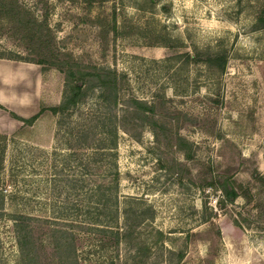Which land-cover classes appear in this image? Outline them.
Instances as JSON below:
<instances>
[{
  "label": "rangeland",
  "instance_id": "1",
  "mask_svg": "<svg viewBox=\"0 0 264 264\" xmlns=\"http://www.w3.org/2000/svg\"><path fill=\"white\" fill-rule=\"evenodd\" d=\"M18 2L46 18L58 65L37 62L0 19V57L32 64L17 68L26 117L43 107L31 123L1 107L19 124L0 132V264H22L17 212L32 217L41 264H264V0ZM219 51L222 72L206 62ZM69 66L116 69V100L95 85L49 110L67 94ZM227 167L250 200L207 185Z\"/></svg>",
  "mask_w": 264,
  "mask_h": 264
},
{
  "label": "trees",
  "instance_id": "2",
  "mask_svg": "<svg viewBox=\"0 0 264 264\" xmlns=\"http://www.w3.org/2000/svg\"><path fill=\"white\" fill-rule=\"evenodd\" d=\"M259 25L264 27V10L260 11L257 16ZM0 19L11 22L12 27L16 32L20 34L26 41L31 42L35 47V52L40 56L36 61L39 63L47 62L50 64L56 63L57 54L53 50L54 36L51 34V30L46 21V18H38L28 7L19 3L18 0H0ZM8 58H17L13 56H3ZM17 59H23L19 57ZM227 54L224 51H219L215 54H209L206 62L211 65L217 63L218 70L222 72L225 68ZM29 60V59H23ZM215 68V66H214ZM120 74L116 69L94 67V69H83L78 66H69L65 69V78L67 84V94L57 104L49 105L47 108L52 112L58 113L69 109L71 106L78 104L87 94L88 90L98 85L101 89L100 95L103 100L113 101L118 97L119 90L122 85L119 80ZM121 77V76H120ZM123 77V75H122ZM132 106L141 111H151L153 105L147 101H143L138 97H131ZM0 107H4L0 103ZM41 107L36 113L30 117L17 116L13 111V116L22 119L25 122H33L39 114L42 112ZM108 131V130H107ZM110 133L112 131H109ZM116 131L112 132V141L115 142ZM181 138H179L177 144L181 147ZM2 161V152L0 153V163ZM231 167L223 169V172L212 173L210 180L207 181V185L219 188L222 192L225 201L233 202L239 195L243 196L246 200H250V190L244 188L241 183L237 182L232 175H230ZM118 174H115L117 181ZM13 222L15 236L20 253V260L22 264H41L42 254L39 251L34 235V228L30 221L32 217L26 213H13ZM115 241L118 242L122 235L119 228L113 230ZM161 232V231H160ZM162 233H160L161 235ZM162 236V235H161ZM41 242V241H40ZM59 252V259L65 263L68 261V257L64 255L68 250V246L64 241H56L55 243ZM79 263L78 260H75ZM66 264V263H65ZM109 264H116L113 259L109 261ZM118 264V263H117Z\"/></svg>",
  "mask_w": 264,
  "mask_h": 264
},
{
  "label": "crops",
  "instance_id": "3",
  "mask_svg": "<svg viewBox=\"0 0 264 264\" xmlns=\"http://www.w3.org/2000/svg\"><path fill=\"white\" fill-rule=\"evenodd\" d=\"M32 68L29 61H19L11 58L0 57V103L17 114L26 117L30 112V96L19 93L17 81L26 80L19 74L17 68ZM10 116L8 111L0 107V132H8L19 123Z\"/></svg>",
  "mask_w": 264,
  "mask_h": 264
}]
</instances>
